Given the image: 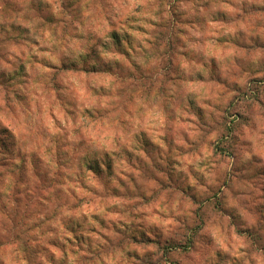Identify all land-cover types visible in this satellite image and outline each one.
I'll list each match as a JSON object with an SVG mask.
<instances>
[{"label": "rangeland", "instance_id": "obj_1", "mask_svg": "<svg viewBox=\"0 0 264 264\" xmlns=\"http://www.w3.org/2000/svg\"><path fill=\"white\" fill-rule=\"evenodd\" d=\"M0 264H264V0H0Z\"/></svg>", "mask_w": 264, "mask_h": 264}]
</instances>
